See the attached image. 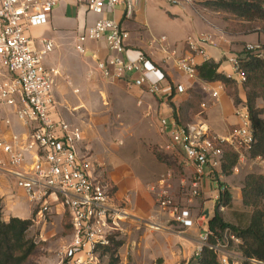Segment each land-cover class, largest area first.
Returning a JSON list of instances; mask_svg holds the SVG:
<instances>
[{"label": "built area", "instance_id": "1", "mask_svg": "<svg viewBox=\"0 0 264 264\" xmlns=\"http://www.w3.org/2000/svg\"><path fill=\"white\" fill-rule=\"evenodd\" d=\"M62 1L0 0V106L12 108L18 121L28 129L26 139L15 132L8 140L0 139V149L7 156L6 160H0V173L10 176L33 203L31 220L34 224L47 223L50 200L61 203L71 227L70 240L59 252L61 264H100L102 247L109 244L111 237L115 238L116 232L122 231L123 223L132 216L126 205L127 198H117L110 180L90 173L92 161L78 152L82 137L80 127L52 117V111L56 109L53 85L58 70L47 67L44 58L53 50L54 43L42 37L39 47H35L27 35L30 28L46 24L54 6ZM75 1L101 16L77 35L75 50L85 54L87 42L104 41L111 54L96 61V68L104 78L125 79L130 90L138 89L166 99L173 97V90L184 91L181 84L174 87L163 84V74L145 53L130 55L132 52L126 44L128 32L115 19L102 16L106 10L122 4L125 16L131 17L141 0ZM168 1L193 3V0ZM160 41H164V36ZM211 43L212 36L208 33H201L196 40L187 38L185 44L189 53L174 58L175 68L188 78H197L195 56L201 55L207 60L205 45ZM162 49L166 50V47ZM243 50L263 56L262 46L258 43H248ZM226 60L232 67L235 82L242 86L246 77L239 56L230 54ZM132 73L136 76H128ZM151 73H157L158 78L152 80ZM220 88L222 84L212 92L213 97ZM200 107L201 111L192 122L180 124L166 116L158 120L159 133L167 136L160 149L178 155L182 164L192 167L190 183L182 191L188 203L202 196L204 179L217 183L226 148L236 151L239 159L245 160L255 142L249 112L243 102L234 104L238 121L226 135L209 129L202 115L207 103L201 101ZM3 121L10 125L8 118ZM30 151H34V158L27 164ZM254 159L264 165L262 157ZM157 189L158 207L174 222L184 227L197 223L201 228L193 256L199 257L202 249L208 247L216 254L219 264H264L240 255L241 239L229 228L223 230L221 237H216L208 226V216L202 214L194 220L186 217L184 208L172 197L166 178L158 179ZM224 190L225 186H217L213 195L215 202Z\"/></svg>", "mask_w": 264, "mask_h": 264}, {"label": "crops", "instance_id": "2", "mask_svg": "<svg viewBox=\"0 0 264 264\" xmlns=\"http://www.w3.org/2000/svg\"><path fill=\"white\" fill-rule=\"evenodd\" d=\"M197 7L188 3L173 4L168 0H141L136 4L131 17L125 16L122 4L115 6L112 10H106L102 16L115 19L128 32L129 37L126 44L127 48L132 52L130 55H133V52L145 53L151 63L163 74V84H169L172 87L181 84L184 87V91L181 93L173 90V97L170 98V101L176 107V114L178 113L179 103L187 99L191 93H195L200 98V102L205 101L207 103L204 121L209 129L213 133L226 135L238 121L234 112L233 99L227 93L226 86L220 81L207 82L198 76L197 78H188L175 68L174 58L185 56L189 53L185 41L191 34H211L212 43L205 45L207 60L219 63L218 71L234 79L235 75L232 67L226 60L227 55H240L244 46L248 43H258L264 46V32L259 25L246 31L227 29L213 22V19H220L221 22L228 25V22L220 17L221 11L210 10L203 5H197ZM99 17L101 16L89 12L75 0H64L54 6L46 24L30 28L27 31V35L35 47H39V40L42 37L49 38L54 43L53 50L44 58V64L47 67H54L58 70L53 85L56 109L52 111V117L55 119L62 118L68 123L74 124L69 120L73 118H70L72 111L76 110V116L74 117L79 120V123L74 125L80 127L82 135L78 144V152L81 156L87 157L92 161L93 167L90 169V173L95 177L110 180L114 185L116 197L127 198L126 205L129 210L138 215L151 216L153 215L151 212H153L154 199L151 191L144 187L145 183H147L144 177L147 176L144 172L142 174L140 170L144 168L143 164L134 160L129 164L124 156H116L114 149L107 145L106 142H104L101 150L95 151H92L90 147L95 144V139L92 144H89L92 136L89 126L91 124L98 126L101 121L107 118V115L92 113L90 117L87 116L88 122H86V119L83 118L84 110L91 109L93 111L96 109L95 107L101 105L102 94H108L109 83L122 89L126 86L125 79L104 80L95 69L96 61L104 60L111 54L104 41H89L85 44V54L92 52L93 57L85 56V54H80L75 50L77 35L82 33L87 26L92 25ZM239 20L241 22H249L248 20ZM162 36H164L163 42L160 41ZM162 47H166V50L162 49ZM195 61L197 65H200L205 59L201 55H196ZM128 76L135 77L136 74L132 73ZM150 78L155 80L158 78V74L151 73ZM221 84L222 88L218 90L216 97H213L212 92ZM235 86L239 96L242 97L244 93L242 86L236 82ZM131 92L137 104L141 106L139 108L140 119L144 122L153 123L159 135L160 147L166 142L167 136L159 133L158 120L163 116L173 118V110L167 102L168 99L160 98L157 95H148V93L142 95L143 91L138 89H133ZM103 104H106V101ZM257 106L264 107V102L261 98L257 99ZM68 109L69 116L67 114ZM4 118L10 120V125L4 123ZM14 132L20 134L22 139L27 138L28 129L18 121L12 108L0 106V139L8 140L11 133ZM167 153L176 160L180 167L176 173L173 168L169 167L165 175H160L166 178L172 197L184 208L186 217L193 220L202 214L209 217L208 209L205 207V201L208 199L207 194L211 190L215 192L219 184L204 179L202 196L193 199L190 203L186 202L185 196H182V191L190 183L192 167L182 164L178 155L171 152ZM32 158H34V151L27 153L26 163L30 164ZM6 159V154L0 149V160ZM111 161H116L118 165L115 173L116 182L113 177L105 172L104 166L111 163ZM260 165L262 170L259 172L264 174V165ZM148 184H151V182ZM50 213V218L53 221H60L62 215L66 214L61 203L55 199L50 200ZM33 214L34 205L24 195L22 189L15 185L14 180L10 176L0 173L1 219L3 221H7L10 217L27 219L29 217L32 218ZM161 215L159 217L161 221L172 220L165 211L161 212ZM132 217L137 223L145 221L141 218L139 219L137 215ZM175 223L180 229L173 233V236H176L174 239L173 236H169L163 231L155 232L150 227L142 232L146 236V242L149 239L157 238V247L164 251L162 252L163 260L160 263H152L151 260L146 261L139 258V256L135 257L136 255L130 259L121 255L119 264H186L197 246L201 228L197 223H193L188 227ZM143 224L145 223L143 222ZM45 225L39 223L32 225L40 226V239L46 237L43 232ZM139 228L140 226L136 224L132 229V234L135 236L134 242L137 244L140 238L138 234ZM122 231L124 232L123 227ZM129 231L131 232V230ZM129 231L125 228V236H127ZM129 238L128 234L124 242H122L121 248L126 247L130 243ZM172 241H176L175 243L178 244V249L175 251L171 250ZM63 245L60 250L64 247ZM165 249L169 251L167 252ZM136 251L139 252V250ZM181 259L185 260V262L182 263ZM245 264L253 263L246 262Z\"/></svg>", "mask_w": 264, "mask_h": 264}, {"label": "rangeland", "instance_id": "3", "mask_svg": "<svg viewBox=\"0 0 264 264\" xmlns=\"http://www.w3.org/2000/svg\"><path fill=\"white\" fill-rule=\"evenodd\" d=\"M206 2L210 1L193 0L192 4L198 8L197 5H204ZM220 17L227 21L228 25H226L224 22H221L220 19H213V22L224 26L227 29L232 28L233 30L246 31L252 29L254 26H260L261 24V22L256 19L250 20L249 22H241L240 20L238 21V17L225 11H221ZM198 35V33H195L194 35L191 34L189 37L193 40H196ZM262 49L264 55V46H262ZM95 69L99 72V70L96 68V65ZM101 77L104 80H109L104 78L102 75ZM108 87V94H102L101 105L99 107H95L96 109L93 111L91 109L84 110L83 118L86 119V122H88L87 118L90 117L92 113H102L107 115V118L101 121L98 126H94V124L89 126L92 135L89 140V144H92L95 139V144L90 146L91 150H101L104 142H106L107 145L114 149L116 156H124L126 162L129 164L133 160L143 164L144 168L140 170L142 174L144 172V174L147 176L144 177L147 181L144 187L145 189L151 191L154 199L153 212H151L153 215L151 216L138 215L128 209L132 216L137 215L139 219L141 218L142 220H145L143 221L145 224H143V222L137 223V221H135L132 216L127 219V223H123L122 227L124 228V232L125 228H127L128 231L131 230V232L129 231L128 233L130 237V243L126 245V247L121 248L120 245V247L117 248L116 254L119 257L118 264L120 262L121 255L126 256L128 259L136 255L135 257L139 256V258H142L143 260H151L152 263H160L163 260L162 252L164 251L157 247V238H153L152 240L149 239L150 242H146V236L145 234H142V232L150 227L151 230L155 232L163 231L169 236H173V233H176L177 230L180 229V227H178L177 224L170 219L168 221H161L159 219L161 212L163 211L158 207L156 201V194L158 190L157 181L161 177L160 175H165L169 167L173 168L175 173L180 169V167L176 163V160L170 157L167 152L160 149V141L158 139L159 135L153 123L144 122L140 119L141 114L139 112V108L141 106L137 104L136 99L132 96L131 90L127 86L122 89L110 83ZM226 91L233 98L234 89L232 87H227ZM141 94L143 95L145 92ZM105 101L106 104H103ZM167 102L170 105L169 102L172 101L168 100ZM178 108L179 109L176 117L180 123L195 121L198 113L201 111L200 98L192 93L189 97H187V99L179 103ZM68 111L69 109L67 110V114L69 113ZM75 111L76 110L72 111L73 113L71 114L70 118H73L69 120L74 124L79 123V120L74 117L76 116ZM204 114L205 113L202 115L204 116ZM86 143L88 144L87 139ZM260 164L261 163L255 160L252 156H246L245 160L238 158L237 163L232 168L228 169L226 172L221 170L220 176H217V183L225 186V190H228L231 195L230 204L227 206H222V201L219 199V210L222 213L223 219L231 225L243 227L249 220L252 208L243 206L241 191L245 176L249 173H260L259 171L262 170ZM235 166L236 169L234 168ZM104 167L105 172L113 177L115 181V173L118 169L116 161H111V163H108ZM150 182L151 184H148ZM214 194L215 192L211 190L207 194L208 199L205 201V207L208 209L209 217H211L214 213ZM177 199H179V197H177ZM50 215L51 213L47 214V223L43 229V232L46 234L44 239H40L39 237L40 226H32L34 223H32L31 226L25 231V238L32 240L34 243V248L29 256L20 262H16L15 264H61L59 250L63 244L65 245L69 241L71 227L66 214L62 215L60 221H53L52 218H50ZM27 219H30V217ZM136 224L140 226L138 230V234L140 235L138 244L134 242L135 236L132 234V229L134 226H136ZM124 232H116L114 240H121L124 242L125 238L128 236V234L125 236ZM174 238H176V236H173V239ZM175 242H171L172 251L178 249V244ZM136 250H139V252ZM165 250L167 252L169 251L168 249ZM101 256L102 258L100 260V264H108L109 254L102 255L101 252ZM190 258L191 257H189L188 260ZM181 262L184 263L185 260L181 259Z\"/></svg>", "mask_w": 264, "mask_h": 264}, {"label": "trees", "instance_id": "4", "mask_svg": "<svg viewBox=\"0 0 264 264\" xmlns=\"http://www.w3.org/2000/svg\"><path fill=\"white\" fill-rule=\"evenodd\" d=\"M203 6L214 11H225L239 19L261 22L260 28L264 32V0H208ZM241 60V68L246 80L243 83V96L240 97L233 78L218 71L219 63L213 60H205L197 66V76L204 81H220L227 87H232L233 102H243L249 112L251 127L255 142L248 156H260L264 159V107L257 106V99L264 102V55L258 57L255 53L244 51L238 55ZM245 87V88H244ZM192 94V93H191ZM190 94V95H191ZM195 94V93H194ZM197 97L198 95L195 94ZM170 100V99H168ZM173 118L177 120L176 107L172 102ZM185 124V123H180ZM238 153L226 148L221 170L226 172L238 161ZM242 204L251 207L249 220L243 227L231 225L223 219L219 210L220 200L222 206L229 205L231 195L224 190L220 200L215 202L214 213L208 219V226L216 237H221L225 228H229L241 239L238 251L245 258L255 259L264 263V174L249 173L245 176L241 191ZM32 220L11 217L7 222L0 215V264H15L24 260L34 248V243L25 238V231L31 226ZM214 242V237L211 238ZM122 244L121 240L110 238L109 244L102 247V255L109 254L108 264H118L119 257L116 250ZM187 264H219L216 254L212 249L204 247L199 257L192 256Z\"/></svg>", "mask_w": 264, "mask_h": 264}, {"label": "water", "instance_id": "5", "mask_svg": "<svg viewBox=\"0 0 264 264\" xmlns=\"http://www.w3.org/2000/svg\"><path fill=\"white\" fill-rule=\"evenodd\" d=\"M85 56H92L93 57V53L92 52H88L85 54Z\"/></svg>", "mask_w": 264, "mask_h": 264}]
</instances>
